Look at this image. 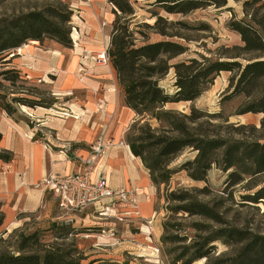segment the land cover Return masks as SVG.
Returning a JSON list of instances; mask_svg holds the SVG:
<instances>
[{
    "label": "trees",
    "instance_id": "trees-1",
    "mask_svg": "<svg viewBox=\"0 0 264 264\" xmlns=\"http://www.w3.org/2000/svg\"><path fill=\"white\" fill-rule=\"evenodd\" d=\"M108 1L115 8V20L106 54L123 91L125 104L138 118L128 130L126 142L132 154L142 160L152 184L156 187L167 185L180 172H186L194 181H206L208 172L215 164L220 165L225 172L232 170L229 175L231 187L243 183L248 177L264 174V0H233L242 5L244 16L237 19L233 15L230 21V30L240 36L243 44L229 50L231 60H222V57L212 60L199 55L175 64L171 62L186 54L188 47L172 40L187 39L179 32H174V29H203L189 26L181 20H169L160 14H154L156 21L153 25L136 23L133 27L136 13L129 0ZM229 1L155 0L152 5L167 15L184 17L199 10L222 9ZM229 9L234 12L233 8ZM73 13L68 4L57 0L39 10L0 18V64H10L8 57L28 42L42 43L47 39L71 48L70 24ZM142 27L166 39L152 42L150 36L139 30ZM141 39L143 42H140ZM172 70L176 75V90L171 94L160 86V82ZM223 72L234 74L230 80L231 95H244L253 100L251 106L241 114H263L259 127H235L231 124L230 128L237 134L227 137L219 132L222 126L214 123L220 114L208 113L196 107H191L189 113H182L168 107L194 102L208 91ZM0 78L15 86L24 76L20 70L12 68L0 72ZM0 100V109L10 117L17 113L16 105L35 109L51 108L54 104L52 102L45 106L37 99L16 95L7 100L5 95L0 94ZM246 131H251V134L246 135ZM187 150L196 153L194 159L171 168L172 163ZM13 159L12 153L0 152V161L10 163ZM243 198L246 202L258 204L264 200V188ZM189 199L187 195L170 198L169 201L186 203L171 208L173 214L202 217L219 228L196 223L193 226L195 231L206 234L196 236L194 243L184 248L185 253L175 258L174 264H194L208 258L217 242L228 246L240 245L230 256L217 258V264H264V235L249 229L223 227L219 212L208 204ZM0 216L1 226L4 222L1 211ZM64 227L76 229L71 225ZM163 228L164 243L178 244L187 238L179 236L183 231L180 224L166 221ZM20 237L19 254L0 252V264H82L84 260L79 254L65 252L55 244H42L35 234ZM97 262L119 264L102 259L90 264Z\"/></svg>",
    "mask_w": 264,
    "mask_h": 264
},
{
    "label": "rangeland",
    "instance_id": "rangeland-1",
    "mask_svg": "<svg viewBox=\"0 0 264 264\" xmlns=\"http://www.w3.org/2000/svg\"><path fill=\"white\" fill-rule=\"evenodd\" d=\"M56 1L0 0V18L27 13L30 10H39L47 5L56 3ZM60 1L68 4L74 12L70 24L72 47L65 48L56 41L47 39L42 43L36 42V44H40L46 49L65 48L71 53L76 48H79L80 52L83 51L81 59L88 53L87 60H92L93 57L97 58L103 52H107L115 20L114 6L108 0ZM129 2L136 13V17L133 18V27L136 23L153 25L156 21L154 14H160L169 20H181L189 26L203 29L197 30L182 27L174 29V32H179L187 39L173 38L172 40L188 47V51L186 54L174 59L171 64L191 57H198L199 55L212 60H218L220 57H222V60H231L229 50L235 46L243 45L240 36L230 30V21L233 15L237 19H242L244 16L242 5L235 3L233 0L229 1L228 5L222 9L209 8L199 10L184 17L181 15H167L166 12L152 5L155 0H129ZM229 8H233L234 12H230ZM111 21L113 22L110 23ZM204 26H207L208 29ZM91 30L101 32L103 37L106 36L105 43L107 45H103V41L95 39L94 42H91V40L82 41L83 37L90 38L91 34L89 31L91 32ZM139 30L150 36V41L152 42L166 39L154 34L147 27L139 28ZM90 42L92 45L89 44ZM140 42H143V39ZM30 44L31 42H28L26 45ZM88 47L89 49H87ZM80 48L84 49L81 50ZM20 55L19 50L10 55L8 59H10L11 63L5 66L0 64V72L16 68L14 60L19 58ZM95 62L99 63L96 60ZM233 76V73L223 72L217 77L208 91L194 102L170 105L168 107L182 113H189L191 107H196L208 113L220 114L214 123L222 126L219 132L227 137L237 134L233 128H230L231 124L235 127L239 125L259 127L263 114H241L244 109L251 106L253 100L244 95H231L230 80ZM0 81L2 82L0 94L5 95L7 100L16 95L37 99L45 106L55 102L52 93L48 89L40 84L32 83L25 76L23 80L17 81L15 86L1 78ZM175 81V71L172 70L161 80L160 86L172 94L176 90ZM120 90H122L121 87ZM121 94L124 98L123 91ZM1 103L2 101L0 100ZM100 105H103V103L99 102V105H97V113L105 111L107 104L103 105L104 109H100ZM18 107L16 105L17 111ZM134 119L138 118L135 117ZM131 125L126 131L123 141L125 144H127L126 137ZM154 125L156 124L154 123ZM107 126L104 124V127ZM245 134L249 135L251 131H246ZM195 156V152L187 150L172 163L171 168L177 167L188 159H194ZM231 171L225 172L220 165L215 164L208 172L206 181H194L187 176L186 172H180L175 174L167 185L155 186L153 199L151 195L146 196L147 201L151 200L153 211L155 212V218L151 225H147V220L149 219L139 218V215L119 214L113 208L107 207V204L104 205V210L95 211L94 208L90 207L83 212L76 213L72 217L75 222L77 218L87 219L85 222L80 221L78 225H75V223L73 226L76 229L64 227L66 218L63 221L50 222L49 225L46 224L44 226L35 217H32L23 227L12 231L5 230L3 222L0 226V252L18 255L20 236L35 234L42 244H55L65 252H72L73 255L79 254L80 257L84 258L82 264H90L92 261L101 259L119 264L124 262L128 264H174L175 258L185 253L184 248L192 245L196 240V236L206 234L195 231L193 226L196 223L207 224L214 229L219 228L217 224L211 223L202 217H190L184 214L174 215L171 208H176L186 203H181L178 200L169 201V199L180 198L185 195L190 198L189 200L196 199L199 202L208 204L219 212L223 218L221 223L223 227L249 229L264 235V200H260V203L255 204L246 202L243 198L245 195H252L259 189L264 188V174L248 177L243 183L231 187L229 181ZM125 191L137 193L136 199L139 195L138 190ZM135 207L132 212L135 211ZM124 211H127V209L122 210V212ZM166 221L180 224L183 231L179 236H187V238L178 244L164 243L162 241L164 236L163 225ZM214 245L215 250L208 258L198 260L194 264H217V258L230 256L240 246L237 244L228 246L223 242H217ZM95 264L100 263L97 262Z\"/></svg>",
    "mask_w": 264,
    "mask_h": 264
},
{
    "label": "crops",
    "instance_id": "crops-1",
    "mask_svg": "<svg viewBox=\"0 0 264 264\" xmlns=\"http://www.w3.org/2000/svg\"><path fill=\"white\" fill-rule=\"evenodd\" d=\"M89 33L90 38L83 37L82 41L95 39L107 45L101 32ZM20 50V57L14 60L16 68L32 83L48 89L55 102L51 108L19 106L14 117L0 109V152L14 156L10 163L0 161L4 229L17 230L32 217L44 226L63 221L55 196L39 184L49 174L78 172L82 159L89 156L90 147L101 137L116 145L108 150L93 177L105 173L115 191L138 190L134 212L139 218L154 217L153 205L146 196L153 199L156 188L142 160L123 142L136 114L124 102L111 63L81 59L83 51L79 48L71 53L65 48L46 49L31 42ZM99 102L107 104L102 113H97ZM86 220L77 218L75 225Z\"/></svg>",
    "mask_w": 264,
    "mask_h": 264
},
{
    "label": "built area",
    "instance_id": "built-area-1",
    "mask_svg": "<svg viewBox=\"0 0 264 264\" xmlns=\"http://www.w3.org/2000/svg\"><path fill=\"white\" fill-rule=\"evenodd\" d=\"M74 43L76 44V42ZM19 51L21 53L20 49ZM87 54L83 57L88 58ZM93 59L99 63L108 61L106 52L97 58L93 57ZM103 107L101 105V109H104ZM114 146L113 141L104 137L99 138L90 147L89 156L84 160L82 159L83 166L78 172L64 176L49 174L39 184L45 191L55 196L59 213L62 219L66 218L65 225L73 226L75 224L72 217L76 213L83 212L90 207L94 208L95 211L104 210L105 204L119 214L138 215L137 212H132L137 204V193L113 190L105 173L97 174L96 178L93 177L98 164L106 157L108 150ZM107 200L108 202H106ZM123 209H127V211L122 212ZM154 218L155 216L147 220V225H151Z\"/></svg>",
    "mask_w": 264,
    "mask_h": 264
},
{
    "label": "bare ground",
    "instance_id": "bare-ground-1",
    "mask_svg": "<svg viewBox=\"0 0 264 264\" xmlns=\"http://www.w3.org/2000/svg\"><path fill=\"white\" fill-rule=\"evenodd\" d=\"M23 108H25V107H23Z\"/></svg>",
    "mask_w": 264,
    "mask_h": 264
}]
</instances>
